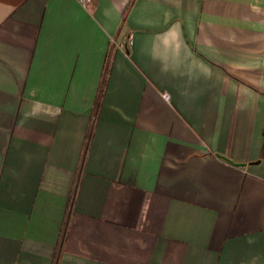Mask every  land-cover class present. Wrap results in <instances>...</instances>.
<instances>
[{"label":"crops","instance_id":"0c3cea01","mask_svg":"<svg viewBox=\"0 0 264 264\" xmlns=\"http://www.w3.org/2000/svg\"><path fill=\"white\" fill-rule=\"evenodd\" d=\"M0 264H264V0H0Z\"/></svg>","mask_w":264,"mask_h":264},{"label":"built area","instance_id":"2783aa9c","mask_svg":"<svg viewBox=\"0 0 264 264\" xmlns=\"http://www.w3.org/2000/svg\"><path fill=\"white\" fill-rule=\"evenodd\" d=\"M81 3H83L84 5L89 2L90 0H79Z\"/></svg>","mask_w":264,"mask_h":264}]
</instances>
